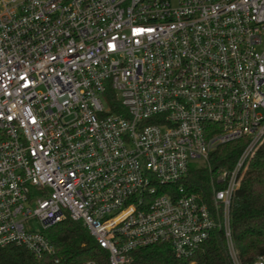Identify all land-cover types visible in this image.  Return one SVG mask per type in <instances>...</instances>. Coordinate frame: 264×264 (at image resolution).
I'll return each instance as SVG.
<instances>
[{
  "label": "built area",
  "instance_id": "1",
  "mask_svg": "<svg viewBox=\"0 0 264 264\" xmlns=\"http://www.w3.org/2000/svg\"><path fill=\"white\" fill-rule=\"evenodd\" d=\"M263 35L264 0H0V249L54 255L46 230L70 217L108 264L157 244L191 259L218 229L242 264L230 208L264 142Z\"/></svg>",
  "mask_w": 264,
  "mask_h": 264
},
{
  "label": "trees",
  "instance_id": "2",
  "mask_svg": "<svg viewBox=\"0 0 264 264\" xmlns=\"http://www.w3.org/2000/svg\"><path fill=\"white\" fill-rule=\"evenodd\" d=\"M245 140L219 145L211 155L213 170L231 169L237 162ZM188 189L212 203L208 170L193 167L185 182ZM232 240L242 264L264 257V142L246 163L243 178L230 208ZM47 235L55 247L54 255L33 256L22 247L0 249V264H108L102 249L82 221L68 217L50 226ZM59 260V263L56 261ZM233 264L223 230H215L209 241L191 259L178 258L168 244H157L133 253V264Z\"/></svg>",
  "mask_w": 264,
  "mask_h": 264
},
{
  "label": "rangeland",
  "instance_id": "3",
  "mask_svg": "<svg viewBox=\"0 0 264 264\" xmlns=\"http://www.w3.org/2000/svg\"><path fill=\"white\" fill-rule=\"evenodd\" d=\"M263 40H264V35H263ZM26 227H29L32 230H38V231H43V226L39 222L38 218L36 217H30L26 220L25 223Z\"/></svg>",
  "mask_w": 264,
  "mask_h": 264
}]
</instances>
